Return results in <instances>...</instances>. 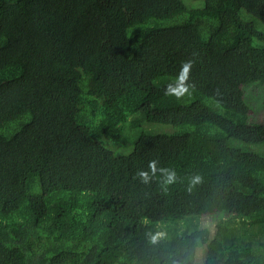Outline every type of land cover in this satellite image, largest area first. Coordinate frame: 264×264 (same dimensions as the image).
<instances>
[{"label": "trees", "instance_id": "obj_1", "mask_svg": "<svg viewBox=\"0 0 264 264\" xmlns=\"http://www.w3.org/2000/svg\"><path fill=\"white\" fill-rule=\"evenodd\" d=\"M194 1L0 0V264H264V0Z\"/></svg>", "mask_w": 264, "mask_h": 264}, {"label": "clouds", "instance_id": "obj_2", "mask_svg": "<svg viewBox=\"0 0 264 264\" xmlns=\"http://www.w3.org/2000/svg\"><path fill=\"white\" fill-rule=\"evenodd\" d=\"M192 62L187 61L182 64L180 72L175 79L176 82L178 83L177 87H173L171 83H169L165 89V95L167 96H175L177 99H180L184 97L185 95L190 94V88L192 85L187 84L186 82L189 80V73L192 68ZM99 100V99H98ZM249 109H251L250 105L248 106ZM249 115V113H248ZM143 127L147 128V125H143ZM135 135H132L134 137ZM259 147V146H258ZM149 168L151 169L152 173L154 174L157 171L156 168V162L155 161H150L149 162ZM160 171L164 172L167 176V179L165 181L166 184H172L176 180V173L175 171L169 170V169H160ZM140 177L143 178V182L147 183L148 182V173L145 171H141L138 173ZM200 177H194L192 183H199ZM157 234L152 237L153 243L156 242V240H161L163 239V233H160L159 231L156 232ZM154 245V244H153Z\"/></svg>", "mask_w": 264, "mask_h": 264}, {"label": "rangeland", "instance_id": "obj_3", "mask_svg": "<svg viewBox=\"0 0 264 264\" xmlns=\"http://www.w3.org/2000/svg\"><path fill=\"white\" fill-rule=\"evenodd\" d=\"M184 3L190 7H202L203 2L202 1H194V0H183ZM245 95H246V99L251 107V109H249V119L251 122L253 123H260V124H264V109H258L257 106V102L255 101V97L252 96V92L249 91H245ZM253 97V98H252ZM211 101H208L207 104L211 106ZM215 109L216 105H214ZM130 147H132L131 149H133V145H130ZM258 146H252L250 147V149L252 150H257ZM259 150V147H258ZM204 224L205 226H207L210 229V232L212 233V231L215 232V226H214V222H212L208 217L204 218Z\"/></svg>", "mask_w": 264, "mask_h": 264}]
</instances>
